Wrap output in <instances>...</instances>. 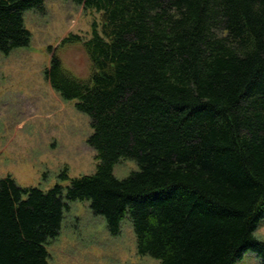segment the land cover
<instances>
[{"label": "trees", "instance_id": "obj_1", "mask_svg": "<svg viewBox=\"0 0 264 264\" xmlns=\"http://www.w3.org/2000/svg\"><path fill=\"white\" fill-rule=\"evenodd\" d=\"M71 1L101 14L82 43L90 74L50 51L43 77L88 117L97 163L47 189L0 177V264H51L74 200L111 235L127 218L137 253L158 264H235L247 251L264 264V0ZM43 7L0 0L1 53L29 45L24 14ZM122 158L137 168L117 177Z\"/></svg>", "mask_w": 264, "mask_h": 264}, {"label": "rangeland", "instance_id": "obj_2", "mask_svg": "<svg viewBox=\"0 0 264 264\" xmlns=\"http://www.w3.org/2000/svg\"><path fill=\"white\" fill-rule=\"evenodd\" d=\"M25 26L31 33L28 46L0 52V177L11 174L20 185L47 189L68 177L94 171L97 159L87 143L91 133L88 117L74 100H65L43 77L50 51L63 67L79 78L90 74V61L83 40L92 23L100 27L101 14L71 0H44L43 11L26 10ZM71 37L73 41L62 42ZM78 41H77V40ZM134 160L122 158L113 168L117 177L135 170ZM255 235L264 239V218ZM51 264H158L139 255L130 221L122 220L120 231L111 235L101 215L93 214L88 200L67 202L59 234L47 243ZM235 264H260L247 251Z\"/></svg>", "mask_w": 264, "mask_h": 264}]
</instances>
